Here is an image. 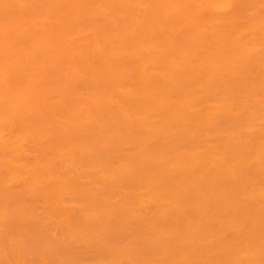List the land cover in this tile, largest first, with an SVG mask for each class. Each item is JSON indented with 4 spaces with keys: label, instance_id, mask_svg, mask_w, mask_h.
<instances>
[{
    "label": "bare ground",
    "instance_id": "1",
    "mask_svg": "<svg viewBox=\"0 0 264 264\" xmlns=\"http://www.w3.org/2000/svg\"><path fill=\"white\" fill-rule=\"evenodd\" d=\"M0 264H264V0H0Z\"/></svg>",
    "mask_w": 264,
    "mask_h": 264
}]
</instances>
